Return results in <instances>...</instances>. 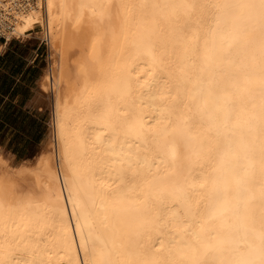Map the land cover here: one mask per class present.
Masks as SVG:
<instances>
[{
    "label": "bare ground",
    "instance_id": "obj_1",
    "mask_svg": "<svg viewBox=\"0 0 264 264\" xmlns=\"http://www.w3.org/2000/svg\"><path fill=\"white\" fill-rule=\"evenodd\" d=\"M37 25L51 142L0 146V264H264V0H0Z\"/></svg>",
    "mask_w": 264,
    "mask_h": 264
},
{
    "label": "trees",
    "instance_id": "obj_2",
    "mask_svg": "<svg viewBox=\"0 0 264 264\" xmlns=\"http://www.w3.org/2000/svg\"><path fill=\"white\" fill-rule=\"evenodd\" d=\"M1 44H4L2 41ZM10 49L15 48L13 66L6 67V73L0 77V146L15 153L18 158L26 160L36 154V148L42 144L45 131L43 114L31 108H26L30 96V84L28 76L36 77L38 67H30L24 78V84H15V77L27 67V53L30 50L29 42L20 44L12 42ZM43 47L39 49V55L43 54ZM11 50L0 61L11 55ZM16 54V53H15ZM37 65V64H36ZM9 70V72H8ZM10 74V75H9Z\"/></svg>",
    "mask_w": 264,
    "mask_h": 264
},
{
    "label": "rangeland",
    "instance_id": "obj_3",
    "mask_svg": "<svg viewBox=\"0 0 264 264\" xmlns=\"http://www.w3.org/2000/svg\"><path fill=\"white\" fill-rule=\"evenodd\" d=\"M33 33H31V36H28L24 39H13L11 38L13 41H9L10 42H18L20 44H27L29 42L30 47H34V46H39V47H43V57L40 59L39 63L37 64V66H39L38 71L36 72V77H41L42 75L45 74V70L49 65V61H50V50L48 48V44H47V40H46V35L45 32L43 31L42 27L37 25L35 27V29L32 30ZM3 36L0 35V39H2ZM6 39H8L6 37ZM9 40V39H8ZM23 42V43H22ZM39 107L41 108V111L37 110V108L35 106H33V109L41 112L43 114V118L45 120V131H44V138L42 141L41 145H38L36 148V152L38 151V149L41 146L46 147L47 145H49V143L51 142V131H52V127H51V108L50 107H45L42 103L39 104ZM2 151L4 153H2L4 155L5 159L9 160V157L11 156V161H10V167L12 169H16L19 168L21 166V164L25 161L23 159L18 158V156L13 153L8 151L7 149ZM31 157V156H30ZM29 159V158H28ZM27 160V159H26Z\"/></svg>",
    "mask_w": 264,
    "mask_h": 264
},
{
    "label": "crops",
    "instance_id": "obj_4",
    "mask_svg": "<svg viewBox=\"0 0 264 264\" xmlns=\"http://www.w3.org/2000/svg\"><path fill=\"white\" fill-rule=\"evenodd\" d=\"M32 31V30H31ZM29 31V32H31ZM32 33V32H31ZM31 36V34L29 35ZM2 41H4V44L0 43V57L5 56L7 53H9V50H11V55L4 59L3 61H0V77L2 74L6 73V67H4L5 65L11 67L14 65L15 60L17 58H14L13 56L16 55L17 56V52H15V48L10 49L9 46L12 42L9 43V41H13L12 39H6L5 37L2 38ZM23 43V42H22ZM39 46H34V47H30L28 53H27V67L25 69H23V71L18 74V76L15 77L16 81L15 84H24V78L26 77L27 71L30 67H36L40 61V59L43 57L42 55H39ZM16 53V54H15ZM18 57V56H17ZM39 68V66H37ZM9 72V70H8ZM10 75V74H9ZM43 76V75H42ZM42 76L39 77H32L29 75L28 79H31V81H29L30 84V96L28 98V102L26 104V108H31L33 109V106H35L37 108V110L41 111V108L39 107V104L41 103L40 101H38V98L41 94L40 91V79L42 78Z\"/></svg>",
    "mask_w": 264,
    "mask_h": 264
},
{
    "label": "built area",
    "instance_id": "obj_5",
    "mask_svg": "<svg viewBox=\"0 0 264 264\" xmlns=\"http://www.w3.org/2000/svg\"><path fill=\"white\" fill-rule=\"evenodd\" d=\"M0 35H2L3 37H5V38H6V36H5L3 33H1V32H0Z\"/></svg>",
    "mask_w": 264,
    "mask_h": 264
},
{
    "label": "snow or ice",
    "instance_id": "obj_6",
    "mask_svg": "<svg viewBox=\"0 0 264 264\" xmlns=\"http://www.w3.org/2000/svg\"><path fill=\"white\" fill-rule=\"evenodd\" d=\"M0 43H2V39H0Z\"/></svg>",
    "mask_w": 264,
    "mask_h": 264
}]
</instances>
